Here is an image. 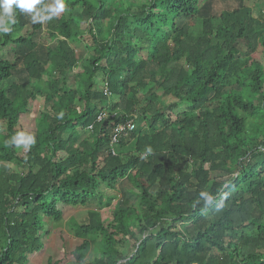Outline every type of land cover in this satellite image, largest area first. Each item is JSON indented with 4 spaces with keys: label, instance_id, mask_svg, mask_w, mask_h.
Wrapping results in <instances>:
<instances>
[{
    "label": "trees",
    "instance_id": "obj_1",
    "mask_svg": "<svg viewBox=\"0 0 264 264\" xmlns=\"http://www.w3.org/2000/svg\"><path fill=\"white\" fill-rule=\"evenodd\" d=\"M210 1L65 0L44 23L14 6L0 32V49L11 45L0 59V264H86L92 247L87 264H264L263 15L241 2L215 28ZM130 119L113 156L114 128ZM18 132L36 143L6 145ZM123 181L135 203L109 222L88 211L74 250L35 262L59 205L85 207Z\"/></svg>",
    "mask_w": 264,
    "mask_h": 264
},
{
    "label": "rangeland",
    "instance_id": "obj_2",
    "mask_svg": "<svg viewBox=\"0 0 264 264\" xmlns=\"http://www.w3.org/2000/svg\"><path fill=\"white\" fill-rule=\"evenodd\" d=\"M243 3L244 6H248L252 9L253 14L258 17L260 13H262L264 20V0H211L209 4H206V14H210V16L214 19L215 28L220 27L219 17L223 10H232L238 8L240 3ZM44 4H53L54 0H43ZM40 7V5H37ZM79 11V9H77ZM63 15V12L54 16L55 18H59ZM32 16V14H31ZM43 23L45 21H42ZM45 26V25H44ZM32 26L29 25L23 31L24 36H28ZM198 35V34H194ZM53 47H56L57 44L50 43ZM49 44V45H50ZM71 46L76 51V56L78 57L80 64H84V61L88 58L89 52L85 47V44L82 41H76L71 44ZM240 47L245 49L244 42L240 43ZM11 45L7 48L0 49V59L5 57L7 52H10ZM37 55L41 60H45V48L42 45L38 46ZM16 71L13 74L11 79L12 82L22 83L25 81L26 73L23 69V65L18 62ZM71 83L74 84L73 78H71ZM9 96H12V92H9ZM33 111L40 112L42 110V103L40 101L34 102L32 104ZM3 126L0 124V133L3 130ZM83 136H86L83 133ZM136 190L126 181L120 183L115 189L108 188L106 186H101L99 190L92 197L90 202L85 207H71L67 205H59L60 209L63 212L62 220L51 224L50 235L44 238V242L48 243L47 250L45 254H41L35 259L37 263H44L47 261L50 256H58L64 250L70 252L74 250L75 246L79 243V239L75 238V225L83 223L84 220L87 219L88 211L96 210L100 213L101 218L105 222H109L113 218V210L123 207V200L128 199L130 203H135L138 199L135 195ZM64 235L61 236V234ZM62 237L65 238V241L62 240ZM65 246V248H64ZM96 255L95 247H92L90 252L86 255V264L89 261H92ZM66 264H81V262L75 261L74 259L70 260Z\"/></svg>",
    "mask_w": 264,
    "mask_h": 264
},
{
    "label": "clouds",
    "instance_id": "obj_3",
    "mask_svg": "<svg viewBox=\"0 0 264 264\" xmlns=\"http://www.w3.org/2000/svg\"><path fill=\"white\" fill-rule=\"evenodd\" d=\"M37 5H40V7H37ZM14 6L16 9H19L24 13H29L30 16L32 14L31 18L34 23L50 20L59 13L64 12L66 8L65 0H54L53 4L47 5L43 3V0H0V32L8 33L11 30V25L16 23ZM62 116L63 113L60 114L61 118ZM5 143L8 146L14 144L16 147H20L21 145H23L27 148L31 145H34L36 143V140L34 135L26 134L24 132H18L14 137H12L9 141H6ZM117 147L118 146H114L116 152ZM151 152V147H148L146 149V153L141 156V159L146 158V155L151 154ZM110 153L112 154L111 140ZM117 155L118 153L113 156ZM200 197L204 200L206 205H210L213 201V197L207 192H201Z\"/></svg>",
    "mask_w": 264,
    "mask_h": 264
},
{
    "label": "built area",
    "instance_id": "obj_4",
    "mask_svg": "<svg viewBox=\"0 0 264 264\" xmlns=\"http://www.w3.org/2000/svg\"><path fill=\"white\" fill-rule=\"evenodd\" d=\"M104 117V115L99 116V120H101ZM136 129V124H135V120L134 119H130L128 121H126L125 123H120L118 125H116V127L114 128V132L111 138V152L113 155H116V149L114 148V146H118L119 145V138L120 136L132 132Z\"/></svg>",
    "mask_w": 264,
    "mask_h": 264
}]
</instances>
